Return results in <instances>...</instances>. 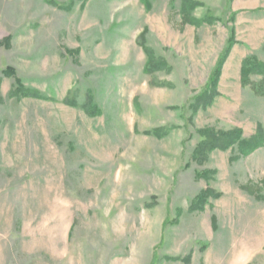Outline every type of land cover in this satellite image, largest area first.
Wrapping results in <instances>:
<instances>
[{
    "label": "rangeland",
    "instance_id": "1",
    "mask_svg": "<svg viewBox=\"0 0 264 264\" xmlns=\"http://www.w3.org/2000/svg\"><path fill=\"white\" fill-rule=\"evenodd\" d=\"M146 1L0 0V264H264V0ZM206 129L261 146L200 160Z\"/></svg>",
    "mask_w": 264,
    "mask_h": 264
},
{
    "label": "trees",
    "instance_id": "2",
    "mask_svg": "<svg viewBox=\"0 0 264 264\" xmlns=\"http://www.w3.org/2000/svg\"><path fill=\"white\" fill-rule=\"evenodd\" d=\"M146 1V0H143ZM182 6H181V14L183 15V24H189L195 27H199L202 24H211L214 22V19L212 18H204V19H194L193 12L198 9V7H201V4L199 2H196L194 0H181ZM147 2V1H146ZM229 44L225 52L222 54V58L219 61V64L216 68V72H214L213 78L211 80V87L209 90H206L201 94L200 97H198V104L204 105V107L211 106L214 103V100L219 94L217 93V86H218V80L220 78V74L222 71V66L225 63V61L228 59V54L232 47L236 45V41H234V37L231 36L229 38ZM151 63V64H150ZM149 65L153 70H157V68L160 66L159 63L153 64L152 62H149ZM242 80L241 83L243 85H248L250 82V77L252 75H262L264 77V63L260 62L258 58L256 57H249L243 61L242 65ZM149 67L146 68V72H149ZM5 76H9L15 79L16 86L15 91L12 93L13 97H20V98H30V97H40L39 94L35 90H28L23 85L21 80L15 75V71L12 68H7L4 72ZM257 95L261 94L264 95V87H260L256 89ZM66 103H70L71 106L76 105L75 102H68L66 100ZM93 104V105H92ZM86 114L89 116H100L101 111L98 106H96L91 98H88L87 104L83 107ZM201 137H203L202 142L197 148L196 151V158L200 160H204L207 157V154L212 151L221 150V151H227L231 148V146L238 145L239 151L243 155H249L250 153L254 152L255 150L259 149L261 146V139L260 135H256L252 138H245L242 139V131L236 130V131H230L228 132H221V131H215L214 129H206L203 130L200 133ZM221 195L214 194L211 191H204L202 192L198 197L197 201L193 204V208L196 210L203 211L204 205L208 202L209 198H216L218 199Z\"/></svg>",
    "mask_w": 264,
    "mask_h": 264
}]
</instances>
